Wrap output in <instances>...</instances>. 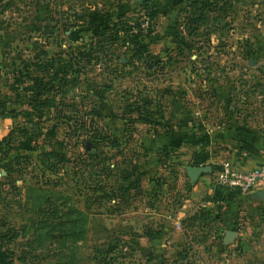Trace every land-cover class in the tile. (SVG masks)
Listing matches in <instances>:
<instances>
[{
  "label": "rangeland",
  "instance_id": "374dc122",
  "mask_svg": "<svg viewBox=\"0 0 264 264\" xmlns=\"http://www.w3.org/2000/svg\"><path fill=\"white\" fill-rule=\"evenodd\" d=\"M118 21L139 24L142 50L107 39ZM45 99L27 125L56 135L9 178L17 151H0L8 264H205L203 236L240 211L264 220V183L230 201L215 180L223 161H264V0H0V140ZM92 107L90 147L70 136ZM62 144L67 161L43 170L37 154Z\"/></svg>",
  "mask_w": 264,
  "mask_h": 264
},
{
  "label": "trees",
  "instance_id": "16d2710c",
  "mask_svg": "<svg viewBox=\"0 0 264 264\" xmlns=\"http://www.w3.org/2000/svg\"><path fill=\"white\" fill-rule=\"evenodd\" d=\"M142 1L147 2L148 0ZM154 16V13H152L151 18H153ZM138 25L136 24V22L118 21L114 24V27L110 29L111 34L110 37L107 39L111 42L120 40H122L123 42L127 41L128 43H131L132 45L137 47V50H142V48L144 47L143 37L145 35L143 29L139 28ZM148 32L150 31H147L145 34H147ZM103 40L104 39L98 38V41L100 42ZM99 52H97L93 58L96 61L101 62L103 60L104 55L101 54L102 52ZM46 102L47 99L37 100L36 104L34 105V110L38 109V111H26L25 118L27 119V122L12 127L9 132L0 140V151H3L4 155L10 154L14 150L17 151L15 157L12 158V160H10L9 162H5L1 166L6 172L5 178L12 177L14 173L21 172L20 168L14 169L15 162L17 161V159H24V156H26L25 152H33L37 150L38 138L40 135H47L48 137H53L56 135L57 123L51 124V126H49V128L46 129L45 132L43 131V128L41 126H39L38 128V132H33L32 126L27 125V123L33 122L34 115H38L35 117H37L40 121L42 116L45 114V111L46 113H51V101L48 102V105H46ZM39 107H44V109L40 110ZM84 113H81L82 115H79V117L75 119L76 124L71 128V132L73 133V135H71L70 138L76 137V139H79L80 137H82L79 132H82V134L87 135L85 143L86 141H88L91 144L90 147H93L94 140L100 134H102L100 130H102L103 126H100L99 124L100 120L103 118V114L96 107H92L89 111H85ZM71 115V113H66L63 114L62 117H65L66 121L71 123L74 121L73 118L75 117ZM33 124L36 125L37 123ZM102 138L105 139L104 136H102ZM92 149L94 148H89V150L86 149V153H89ZM19 151L21 152L20 154ZM37 159H39L40 164H42L44 168L43 170H48L52 172L58 169V166L63 165L65 161H67L66 154L63 152V144L60 145L59 149L51 148L50 150L38 153ZM131 167V171H135L137 169V166L135 164H132ZM106 170L111 171L112 169H110L109 165H107ZM217 188V196L224 197L226 200L230 201L235 199L239 194H242L237 190H231L220 186H217ZM2 244L3 242L0 241V264H8L9 250H3Z\"/></svg>",
  "mask_w": 264,
  "mask_h": 264
},
{
  "label": "crops",
  "instance_id": "0c3cea01",
  "mask_svg": "<svg viewBox=\"0 0 264 264\" xmlns=\"http://www.w3.org/2000/svg\"><path fill=\"white\" fill-rule=\"evenodd\" d=\"M239 203L241 209H250L256 202ZM239 213L235 228L231 230L234 233L227 234L230 230L223 229L225 223H221L216 233L203 236L206 248L201 254L200 250L195 253L206 258L205 264H264V220L243 217V213Z\"/></svg>",
  "mask_w": 264,
  "mask_h": 264
},
{
  "label": "built area",
  "instance_id": "2783aa9c",
  "mask_svg": "<svg viewBox=\"0 0 264 264\" xmlns=\"http://www.w3.org/2000/svg\"><path fill=\"white\" fill-rule=\"evenodd\" d=\"M215 180L220 187L245 193L256 184L264 183V161L249 169L238 168L230 161H223Z\"/></svg>",
  "mask_w": 264,
  "mask_h": 264
},
{
  "label": "water",
  "instance_id": "95a60500",
  "mask_svg": "<svg viewBox=\"0 0 264 264\" xmlns=\"http://www.w3.org/2000/svg\"><path fill=\"white\" fill-rule=\"evenodd\" d=\"M188 170L192 176H195L198 173V167H188ZM263 193V192H262ZM264 194V193H263ZM234 233L233 231H228L227 234Z\"/></svg>",
  "mask_w": 264,
  "mask_h": 264
}]
</instances>
